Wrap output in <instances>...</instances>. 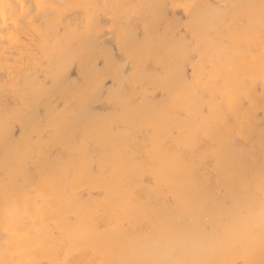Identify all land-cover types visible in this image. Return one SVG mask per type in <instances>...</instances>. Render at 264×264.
Returning <instances> with one entry per match:
<instances>
[{
  "label": "snow or ice",
  "instance_id": "snow-or-ice-1",
  "mask_svg": "<svg viewBox=\"0 0 264 264\" xmlns=\"http://www.w3.org/2000/svg\"><path fill=\"white\" fill-rule=\"evenodd\" d=\"M4 7L0 4V17ZM137 7L129 6L132 20L124 27L134 19L143 20L147 39L151 24ZM183 7L205 10L199 24L206 29L205 38L216 49L219 63L205 65L195 59L201 46L193 29V40L187 42L192 77L189 80L185 73L184 79L199 97L195 135L185 143L184 127L167 129L163 150L172 163L144 180L161 194L155 202L145 201L135 191L124 198L117 193L114 209L119 214L157 216L158 227L145 233L147 245L131 257L96 260L82 259V253H77L70 242L81 211L92 210L81 186L100 179L108 161L114 171L123 169L125 153L141 142L142 131L130 126L132 104L127 88L120 83L128 77L126 62L112 78L111 86L102 81L87 86L75 81L63 107L46 106L45 118L34 120L38 123L32 147L16 161L25 188L23 203L13 204L6 219L0 220V239L16 236L32 241L33 246L20 252L0 244V264H264V119L257 155L254 135L238 131L236 124L241 121L242 126L250 120L253 94L237 96L229 91L235 78L257 66L264 85V0ZM99 8L65 0H35L30 4L32 49L27 54L21 51L18 57L6 56L0 49V71L6 77L0 81L4 93L15 87L13 69L17 65L9 62L11 59L27 55V84L39 75L46 61L62 51L69 37L76 46L89 33L96 17L80 15V10ZM7 27L0 23V39ZM167 45L165 34L160 46ZM150 52L144 46L140 49V55ZM240 54L245 56L244 62H238ZM133 67L139 65L133 62ZM198 73L206 74L207 79H198ZM105 103L112 106L107 113L112 119L101 125L95 109ZM260 105L264 112V92L260 93ZM175 119L183 122L184 114L175 113ZM226 133L230 152L206 150V142L215 143ZM134 156L137 163L152 166L141 152H134ZM161 197L164 206L172 210L165 215L157 209ZM37 251L54 254L56 259H38Z\"/></svg>",
  "mask_w": 264,
  "mask_h": 264
},
{
  "label": "bare ground",
  "instance_id": "bare-ground-1",
  "mask_svg": "<svg viewBox=\"0 0 264 264\" xmlns=\"http://www.w3.org/2000/svg\"><path fill=\"white\" fill-rule=\"evenodd\" d=\"M80 5H100L99 9H81L80 15L96 17L89 33L84 39L72 46L68 38L62 51L39 69V75L25 82L29 66L28 57L11 59L17 65L13 69L15 87L4 93L0 82V220H5L8 209L13 204H22L25 188L20 169L16 161L32 147L31 138L36 119L43 120L46 106L63 107L71 94L74 82L80 81L84 86L97 82L108 83L118 71L123 70L127 62L128 77L121 81L127 88V97L132 104L134 116L130 121L133 130H141L139 145H132L125 153L127 161L123 169L114 171L110 161L104 164V175L81 186L85 199L92 205V210L81 211L79 222L73 227L70 242L82 259H120L131 257L135 251L147 245L146 232L156 229L159 221L156 215L119 214L114 209V201L119 193L120 198L130 196L133 191L141 193L145 201L155 202L160 193L144 183L146 176L157 174L172 161L163 150L167 143V129L182 126L186 130L184 142L191 140L198 128L196 107L199 97L193 88L185 82L190 80L193 65L188 62V41L193 40V29L197 32L200 43V54L195 59L208 65L219 63L216 49L205 38L206 29L201 28L199 21L205 10L198 7L185 8L184 5L198 6L205 4L243 3L248 0H65ZM35 0H0L4 4V14L0 23H6L2 30L0 49L9 57H18L20 52L27 54L33 47L31 26L29 24V5ZM118 5L104 9L102 6ZM136 5L137 11L144 14L151 24V32L145 37L143 20H132L129 6ZM175 5V7H173ZM75 19V18H74ZM190 20L193 23H190ZM166 34L167 47L160 46V40ZM144 46L151 49L149 54L140 55ZM245 56H237L238 62H244ZM75 61V62H73ZM133 62L139 67H133ZM33 70H35L33 68ZM74 71V73H73ZM207 75L198 73V79ZM4 74L0 71V81ZM55 81V83H54ZM246 81V86H245ZM230 94L241 95L252 93L251 118L241 126L236 121L238 131L253 134L257 155L261 120L260 93L264 92L258 66L253 70L241 73L230 86ZM101 125L112 119L107 113L112 106L105 103L97 105ZM182 112L183 122L175 119V113ZM21 116L24 120H21ZM227 133L217 142L208 141L205 148L208 152L231 151ZM95 147V145H93ZM142 153L152 166L145 167L137 163L134 152ZM210 171V170H209ZM160 215L172 210L164 206L163 198L157 206ZM179 211V209H177ZM134 233L129 236V233ZM0 244L5 248L11 245L23 252L33 246V242L16 236L4 235ZM38 259L47 261L56 259L55 255L37 251Z\"/></svg>",
  "mask_w": 264,
  "mask_h": 264
},
{
  "label": "rangeland",
  "instance_id": "rangeland-1",
  "mask_svg": "<svg viewBox=\"0 0 264 264\" xmlns=\"http://www.w3.org/2000/svg\"><path fill=\"white\" fill-rule=\"evenodd\" d=\"M73 73H74V71H73Z\"/></svg>",
  "mask_w": 264,
  "mask_h": 264
}]
</instances>
